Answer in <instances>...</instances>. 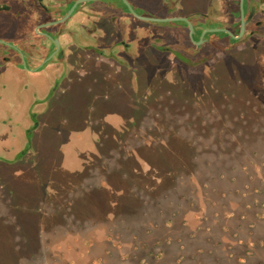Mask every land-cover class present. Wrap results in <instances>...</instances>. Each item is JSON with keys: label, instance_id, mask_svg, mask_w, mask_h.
<instances>
[{"label": "rangeland", "instance_id": "obj_1", "mask_svg": "<svg viewBox=\"0 0 264 264\" xmlns=\"http://www.w3.org/2000/svg\"><path fill=\"white\" fill-rule=\"evenodd\" d=\"M41 120L24 158L23 129L0 134V264L196 263L195 230L196 244L231 243L233 191L264 176V36L196 66L153 52L92 71ZM261 261L264 249L245 264Z\"/></svg>", "mask_w": 264, "mask_h": 264}, {"label": "flooded vegetation", "instance_id": "obj_2", "mask_svg": "<svg viewBox=\"0 0 264 264\" xmlns=\"http://www.w3.org/2000/svg\"><path fill=\"white\" fill-rule=\"evenodd\" d=\"M252 35L264 0H0V134L23 129L24 158L41 116L92 71H133L153 52L196 66Z\"/></svg>", "mask_w": 264, "mask_h": 264}, {"label": "trees", "instance_id": "obj_3", "mask_svg": "<svg viewBox=\"0 0 264 264\" xmlns=\"http://www.w3.org/2000/svg\"><path fill=\"white\" fill-rule=\"evenodd\" d=\"M258 181V183L253 184L250 191L248 189L243 190L241 193L238 192L240 189L233 191V193L235 192L243 198L244 211L238 213L234 209H230L221 216L223 221L220 224L222 225L220 230L224 233L221 237H226L230 234L228 230L233 225L232 223L237 220V224L234 226L236 232L231 243H226L222 238L216 240L211 235L202 240L203 242L196 244L201 237L198 236V233H200L199 228L195 230V239L193 240V243H195L193 246L196 248L191 255L196 263L193 264H236L232 261L235 252L227 251L234 247V243H238L240 247L244 248V252L235 257L238 259V264H245L256 255L259 249H264V176ZM247 186L249 187L250 185L248 184ZM207 229L208 227L204 228V230L201 229V231H206ZM223 249H225V253L222 251ZM182 257H186V255L184 254ZM202 257H207V259ZM182 262L179 261L180 264ZM259 264H264V261Z\"/></svg>", "mask_w": 264, "mask_h": 264}, {"label": "water", "instance_id": "obj_4", "mask_svg": "<svg viewBox=\"0 0 264 264\" xmlns=\"http://www.w3.org/2000/svg\"><path fill=\"white\" fill-rule=\"evenodd\" d=\"M226 30H227V29H226ZM228 31H229V30H228ZM243 31H244V24L242 25V30H241L240 34L237 35L236 37H240V36L243 34Z\"/></svg>", "mask_w": 264, "mask_h": 264}, {"label": "crops", "instance_id": "obj_5", "mask_svg": "<svg viewBox=\"0 0 264 264\" xmlns=\"http://www.w3.org/2000/svg\"><path fill=\"white\" fill-rule=\"evenodd\" d=\"M73 93H78V92H73ZM73 93H70V94H73ZM64 99V98H63ZM55 109L53 110H50V111H47V112H51V111H54ZM45 114V113H44ZM43 115L41 116V119H42Z\"/></svg>", "mask_w": 264, "mask_h": 264}]
</instances>
